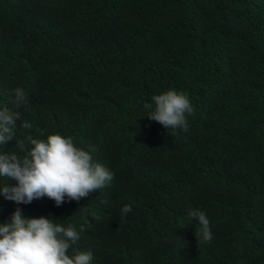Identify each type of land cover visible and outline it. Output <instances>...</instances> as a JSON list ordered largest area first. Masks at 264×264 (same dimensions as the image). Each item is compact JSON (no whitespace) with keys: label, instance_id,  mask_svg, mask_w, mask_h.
Wrapping results in <instances>:
<instances>
[{"label":"trees","instance_id":"trees-1","mask_svg":"<svg viewBox=\"0 0 264 264\" xmlns=\"http://www.w3.org/2000/svg\"><path fill=\"white\" fill-rule=\"evenodd\" d=\"M168 89L193 106L187 132L147 117ZM3 107L21 117L0 152L55 132L113 180L60 206L0 196V223L20 208L71 224L69 255L91 264H264V0H0Z\"/></svg>","mask_w":264,"mask_h":264},{"label":"clouds","instance_id":"clouds-1","mask_svg":"<svg viewBox=\"0 0 264 264\" xmlns=\"http://www.w3.org/2000/svg\"><path fill=\"white\" fill-rule=\"evenodd\" d=\"M14 95L17 109L28 106L23 88H16ZM151 101L145 105L151 110L147 115L150 120L170 128L171 135L187 132L186 114H193L194 109L186 94L168 89L153 95ZM20 117L19 111L0 108V145L13 140ZM20 126L26 130L32 128L26 120ZM17 144L24 155L0 152V196L17 204H30L47 197L60 206L66 199L79 201L113 180V173L106 166L93 161V150L77 147L70 136L54 132L46 138H34L27 134ZM12 180L16 183L12 184ZM131 211V205L127 204L121 209L122 214ZM188 216L198 221L194 231L197 243L211 242L213 237L206 214L192 209ZM83 230L81 227L80 231ZM79 240L80 234L71 224L56 223L51 216L25 217L17 208L10 221L0 223V264H91V252L73 251L69 255Z\"/></svg>","mask_w":264,"mask_h":264}]
</instances>
